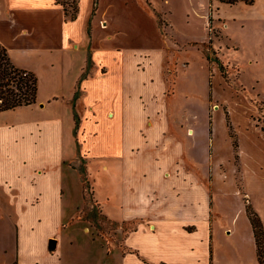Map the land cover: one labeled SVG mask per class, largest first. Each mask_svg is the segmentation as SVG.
Masks as SVG:
<instances>
[{"label":"crops","instance_id":"0c3cea01","mask_svg":"<svg viewBox=\"0 0 264 264\" xmlns=\"http://www.w3.org/2000/svg\"><path fill=\"white\" fill-rule=\"evenodd\" d=\"M135 1L98 0L89 24L94 0H78L80 10L76 19L67 15L58 0H0V44L8 48L17 66L37 75L38 97L44 79L55 87L49 100L44 102L37 97L36 103L16 109L34 110L39 107L37 104L42 108L58 107L62 95L55 91H59L62 82L70 80L73 136L78 134L74 114L77 111L80 115L78 106L82 103L88 104L94 115L88 116L96 123L100 122L97 112L109 122L106 142L115 153V172L124 179L126 199L129 196L145 211L137 219L138 225L149 228L146 231L156 244L149 257L137 248L128 249L137 257L129 264H260L246 204L251 200L264 222V158L263 164L251 172L242 156L238 178L236 167L223 170L220 160L213 165L210 152L205 165L196 164L197 156L188 151L190 145L186 140H196L195 128L194 134L187 137L186 127L179 121L177 135H170L165 105L166 68L161 60H155L151 46L138 45V34L144 26L142 22L139 25ZM213 1L211 15L222 18L225 26L220 10L228 3ZM239 3L252 6L256 0L254 4ZM150 6L151 22L162 35L163 50L166 45L158 13L167 15L166 9L158 10L152 3ZM121 35L123 42L116 41ZM89 56L93 62L88 69ZM85 72L88 76L83 77ZM80 80L81 96L75 100ZM17 126V137L12 134L13 126L0 127V204L7 209L15 227L13 264H63L55 240L51 239L54 234L44 230L47 225L63 224L65 220L61 163L67 167L68 162L80 172V177L81 171L71 164L73 157L64 159L62 120L58 115ZM86 126L84 139L89 135ZM49 132L57 134L53 137ZM95 133L99 137L100 131ZM204 135L210 141V133L205 131ZM89 162L85 161L88 168ZM104 166L110 168L107 163ZM81 181L83 192L82 177ZM83 203L86 204L85 199ZM173 222L181 225L185 238L198 233L199 226L207 227L206 240L201 239L207 247L205 258L199 259L197 243L185 246L171 242L168 227ZM85 230H90L87 225ZM173 250L179 254L177 258L167 256Z\"/></svg>","mask_w":264,"mask_h":264},{"label":"rangeland","instance_id":"374dc122","mask_svg":"<svg viewBox=\"0 0 264 264\" xmlns=\"http://www.w3.org/2000/svg\"><path fill=\"white\" fill-rule=\"evenodd\" d=\"M61 1H68V8L72 10L70 3L73 0ZM149 1L158 10L166 9L167 15L158 13V21L167 49L161 50L162 35L151 22L152 6ZM149 1L136 0L134 3L139 25L142 22L144 26L138 34V45L151 46L157 57L155 60H161L166 68L168 89L165 105L171 124L170 135H177L181 121L186 127L187 137L190 136L189 129H196V140H186L190 145L188 151H193L197 156L195 162L198 166L205 165V158L210 152L213 165L215 160H220L218 163H222L223 170H229V166L236 167L238 178H241L239 169L242 156L247 168L254 172L257 165L263 164L264 158V0H256L252 6L243 3L223 5L220 11L226 21L225 26L223 19L217 16L210 21L215 7L213 0ZM118 38L116 41L123 42V35ZM208 52L221 58L226 66V77L216 61L209 62L206 56ZM40 85L38 98L45 102L55 87L47 79ZM58 90L55 92L62 95L57 102L58 107L47 105L42 108L37 104L39 107L34 110L21 108L0 112V127L13 126L12 134L17 137L18 124L21 127L30 120L58 115L62 120L64 159L73 157L71 164L78 169L86 160L90 161L89 176L97 199L102 204L103 212L117 223L101 217L98 219L94 215L90 216L91 219L79 217L85 206L86 212L92 211L94 207L83 203L80 172L67 162V167L63 163L60 165L65 188L62 211L65 220L63 224L47 225L44 232L54 234L51 239L55 240V248L60 251L63 264H129L137 260V257L127 252L131 248H137L149 257L156 250V244L146 231L149 228L138 225L140 220L137 219L145 211L131 202L129 196L126 199L124 179L115 172V153L106 142L109 122L101 117L102 113L97 112L100 122L96 123L93 117L88 116L93 115L88 104L82 103L78 110L84 128L80 127L75 138L72 131V105L69 101L72 82H62ZM227 116L233 124L231 129L227 124ZM87 117L91 118L88 123ZM87 124L89 135L86 134L84 139ZM99 131V137L94 136L93 133L96 132V135ZM205 131L210 133V141L204 135ZM49 134L54 137L57 133ZM234 140L239 143L237 150L233 146ZM76 142H79L78 147ZM55 159L50 161L56 163ZM105 163L110 168H106ZM254 200L260 203L256 198ZM7 212L0 204V264H13L16 255L15 227ZM87 214L86 217L89 216ZM170 224L168 232H171L169 239L172 243L185 246L191 242L197 243L196 251L201 256L199 259L206 257L207 247L201 239L206 240L207 227L199 226L198 233L185 238L181 225L174 222ZM86 225L91 231L85 230ZM138 227V231L130 233ZM127 234L130 235L124 239ZM167 256L177 258L179 254L173 250Z\"/></svg>","mask_w":264,"mask_h":264},{"label":"trees","instance_id":"16d2710c","mask_svg":"<svg viewBox=\"0 0 264 264\" xmlns=\"http://www.w3.org/2000/svg\"><path fill=\"white\" fill-rule=\"evenodd\" d=\"M222 2L234 5L241 1H244L247 4H254L255 0H220ZM59 3H61L69 17L72 19H76L79 14V2L78 0H73L71 4L72 10L68 8V1H61L58 0ZM97 3L98 0H94V7L91 13V17L89 20V24H91V20L93 15L96 13L97 9ZM151 4V3H150ZM213 20V16L211 15L210 21ZM89 32H90V25H89ZM207 58L210 62L216 61L220 67V70L223 74V76L226 77V66L222 62L221 58L218 56H213L211 52L207 53ZM92 57L89 56V62H88V69L92 66ZM88 76V73L85 72L83 74V77ZM81 86V80L79 81L76 93H75V100L78 99L81 96L80 87ZM39 92V79L37 75L30 70L21 68L17 66L13 60L10 57L8 48L5 45L0 44V112L13 110L16 108H19L21 106H28L31 104H34L37 102ZM75 121H76V132L78 133V129L81 126V117L78 114L77 111H75ZM227 124L229 125L230 129L233 128V124L231 122V119L229 116H227ZM233 146L235 150L238 149L239 143L237 140H234ZM76 167V166H75ZM79 170L81 171V177L83 180V196L86 201V204L92 205V211H87V206H85L79 217L81 218H87L91 219L90 216H96L98 219L103 218L106 220H110L114 223V220L108 217L106 215L102 208L100 203L97 201L95 196V189L94 186L91 183L89 171L87 164H84L83 166L79 167ZM241 173V168L239 169ZM247 213L249 216V219L252 223L254 234L258 246V258L260 264H264V222L261 217V215L254 209L253 205L247 201L246 204ZM89 216H85V215ZM99 214V215H98ZM102 231V230H101Z\"/></svg>","mask_w":264,"mask_h":264},{"label":"bare ground","instance_id":"6f19581e","mask_svg":"<svg viewBox=\"0 0 264 264\" xmlns=\"http://www.w3.org/2000/svg\"><path fill=\"white\" fill-rule=\"evenodd\" d=\"M193 133H194L193 128L189 129V134L193 135Z\"/></svg>","mask_w":264,"mask_h":264}]
</instances>
